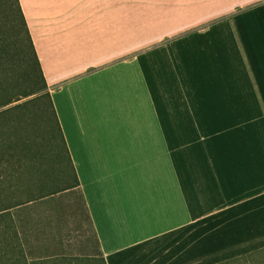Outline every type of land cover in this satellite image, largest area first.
I'll return each instance as SVG.
<instances>
[{
    "label": "crops",
    "instance_id": "0c3cea01",
    "mask_svg": "<svg viewBox=\"0 0 264 264\" xmlns=\"http://www.w3.org/2000/svg\"><path fill=\"white\" fill-rule=\"evenodd\" d=\"M18 1L78 179L26 259L264 264V0Z\"/></svg>",
    "mask_w": 264,
    "mask_h": 264
},
{
    "label": "trees",
    "instance_id": "16d2710c",
    "mask_svg": "<svg viewBox=\"0 0 264 264\" xmlns=\"http://www.w3.org/2000/svg\"><path fill=\"white\" fill-rule=\"evenodd\" d=\"M2 6L4 7L3 12L5 21L10 25L16 46H18L20 50V56L24 58L27 65L26 75L29 78L30 84L34 91H36L37 97L40 99L45 98L48 104L47 108L42 111L47 124H52L48 136L51 150H49V153L47 154V156H49L48 166L43 168L42 172L46 175L45 178L57 181V186L49 191H42L40 193L34 194L30 192V190H32L31 185H33L34 189V186L36 184H42V181L33 180L30 177L23 180H17L16 183L5 185L4 182L10 172L12 174L17 172L19 175L29 176L31 170L33 169L30 167H32L34 163L30 162V156L26 155L25 141L22 139V130L20 129V115H18V118L13 121L12 118L16 116V114L13 117L10 116V108L0 110V120H2V128H4V132L0 136V220L2 217H5V220H7L8 228L12 230L20 253L24 258L15 259V264H39L50 259H77V257H54L37 260L26 259L16 223L10 211L12 207L25 203L33 198L72 187L78 183V179L71 163L69 152L60 125L58 123V118L51 101L50 94L47 90L46 81L42 73L40 62L34 49V45L19 1L2 0ZM9 101L10 100L2 101L0 103V107L4 106L6 102L8 103ZM8 117L11 118L10 122H6ZM12 137H14V139H12ZM10 151L12 152L11 154ZM10 161L12 164L9 165V168L7 163ZM26 170L27 172L24 174ZM26 191L30 193L26 199H21L18 197L19 193ZM84 259L85 258L82 257L80 258V260ZM99 260H101L102 264H106L104 259Z\"/></svg>",
    "mask_w": 264,
    "mask_h": 264
},
{
    "label": "rangeland",
    "instance_id": "374dc122",
    "mask_svg": "<svg viewBox=\"0 0 264 264\" xmlns=\"http://www.w3.org/2000/svg\"><path fill=\"white\" fill-rule=\"evenodd\" d=\"M3 11L4 7L2 6V0H0V103L4 100H10L4 106H1L0 110L10 108V116L13 117L16 114L15 118H12L13 121L20 115V129L22 130V139L25 141L26 155L30 156V162L34 163L30 167L33 169L29 176L10 172L4 183L5 185L16 183L17 180L28 177L33 180H41L42 184H36L34 189L31 185L32 190L30 192L37 194L42 191H49L57 186V181L45 178L46 175L42 172L43 168H46L49 163L47 154L51 147L48 136L52 124L49 125L45 121L42 110L47 108V101L45 98H38L36 91L30 84L26 75L27 65L24 58L20 56L19 47L16 46L12 30L5 21ZM259 111H264V105H259ZM8 121H11L10 117L6 119V122ZM253 123L259 127H264V119L253 121ZM2 127V120H0V136L4 132ZM10 164H12L11 161L7 163V166ZM26 172L27 170L24 174ZM29 194L26 191L19 193L18 197L26 199ZM15 259L24 258L20 253L12 230L8 228L7 220L2 217L0 220V264H15ZM39 264H102V262L101 260H91V258L80 260V257L79 259L77 257V259H50Z\"/></svg>",
    "mask_w": 264,
    "mask_h": 264
}]
</instances>
